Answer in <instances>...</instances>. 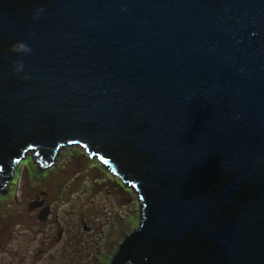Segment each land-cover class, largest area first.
Listing matches in <instances>:
<instances>
[{
  "label": "water",
  "instance_id": "water-1",
  "mask_svg": "<svg viewBox=\"0 0 264 264\" xmlns=\"http://www.w3.org/2000/svg\"><path fill=\"white\" fill-rule=\"evenodd\" d=\"M22 5L13 19L0 12V23L16 29L0 43V189L8 190L27 149L49 167L73 142L126 179L109 146L127 135L138 151L131 180L143 201L142 226L112 264H162L169 254L171 264L175 256L188 259L189 243L211 264H258L264 195L228 213L218 209L213 180L231 159L264 182V0ZM17 41L32 53H13ZM14 60L24 62L30 80L14 74ZM205 172L207 185L198 188ZM154 240L156 258L153 247L140 249Z\"/></svg>",
  "mask_w": 264,
  "mask_h": 264
},
{
  "label": "rangeland",
  "instance_id": "rangeland-1",
  "mask_svg": "<svg viewBox=\"0 0 264 264\" xmlns=\"http://www.w3.org/2000/svg\"><path fill=\"white\" fill-rule=\"evenodd\" d=\"M79 144L62 145L45 170L33 148L15 166L0 190V264H112L142 226L138 192Z\"/></svg>",
  "mask_w": 264,
  "mask_h": 264
},
{
  "label": "flooded vegetation",
  "instance_id": "flooded-vegetation-1",
  "mask_svg": "<svg viewBox=\"0 0 264 264\" xmlns=\"http://www.w3.org/2000/svg\"><path fill=\"white\" fill-rule=\"evenodd\" d=\"M23 2L24 0H0V12L7 14L8 18L13 19L15 17V13L17 12L16 11L17 7H21ZM15 30H16L15 24L9 26L5 23H0L1 45L7 43V40L11 39L14 36ZM109 147L112 148L111 149L112 151H116V153L120 156L121 160L119 162L122 166L121 172L122 174L127 175L126 177L127 180L124 179L123 176L119 175L118 171L114 167L102 161L103 164L106 165V167L112 173L118 175L121 178L123 184H125V186L132 187L139 194V190L137 189V186L131 180L132 178L135 177L138 178L137 173L131 174L132 170H134V167L132 166L138 160V159L135 160V153H136V157H138L137 155L138 151L135 149L134 146H132V144L130 143V139L127 137V135H125L124 138L120 140L111 142ZM101 150L109 156L113 155V153L108 151L106 148H101ZM98 155L102 160V157L104 155L103 154L101 155L98 154ZM35 160L37 161L36 158ZM231 161H232L231 159L230 160L226 159L228 165H224L221 172H216L217 177L213 180L214 185L221 190L220 196L218 197V204H219L218 209L219 210L228 209L229 211L228 213L233 212L232 210L240 211V209L242 208L250 209L252 206V200L255 198V196L258 194L264 195V182L258 180L259 178L256 177V172L255 171L244 172L240 165L234 166L233 162ZM46 168L47 167H41L42 170H45ZM206 174H207L206 172L203 173L200 183L197 182L198 185L195 183L196 186H198V188L202 187V189H205L207 185ZM256 199H258V197H256ZM255 256L257 257V255ZM187 257L188 259H190L189 262H192L191 257L189 256ZM195 259L197 261V264H211L209 260L204 259L202 255L199 253L195 254ZM186 261L188 260L186 258L182 259V256L181 257L175 256L171 258V264H186ZM252 263H254V261H252ZM258 264H264V255Z\"/></svg>",
  "mask_w": 264,
  "mask_h": 264
},
{
  "label": "clouds",
  "instance_id": "clouds-1",
  "mask_svg": "<svg viewBox=\"0 0 264 264\" xmlns=\"http://www.w3.org/2000/svg\"><path fill=\"white\" fill-rule=\"evenodd\" d=\"M45 10L46 9L44 7L36 8L33 11V19L38 18L40 14ZM12 51L13 53L17 55L27 56L32 53V48L25 41H17L12 45ZM12 69H13L14 74L21 76V79L26 80V81L31 79V76L25 72V64L22 60H14L12 62Z\"/></svg>",
  "mask_w": 264,
  "mask_h": 264
},
{
  "label": "trees",
  "instance_id": "trees-1",
  "mask_svg": "<svg viewBox=\"0 0 264 264\" xmlns=\"http://www.w3.org/2000/svg\"><path fill=\"white\" fill-rule=\"evenodd\" d=\"M15 169V168H14ZM13 169V181L15 180V170ZM0 190H2V189H0ZM162 246L164 245L165 246V244H161ZM154 248V250H155V255H154V258H156V257H158V256H160V253H161V246H160V241H158V240H154V241H151V242H148V243H146V245H144V246H142L140 249L142 250V249H144V248ZM196 247V246H195ZM129 249H130V246H128V250H127V252H128V254L130 255V253H129ZM174 250V249H173ZM185 252H186V255L187 256H189V257H191V261H192V263H195V264H197V261H196V259H195V254H194V243L192 244V243H189V245H187V250H186V248H185ZM168 256V259L167 258H165V261H164V263H163V260H162V264H167V263H169V259H170V254L169 255H167ZM188 261H190V259H187Z\"/></svg>",
  "mask_w": 264,
  "mask_h": 264
}]
</instances>
